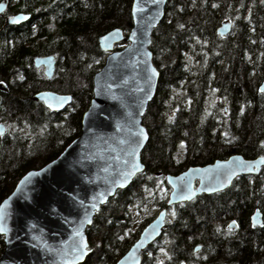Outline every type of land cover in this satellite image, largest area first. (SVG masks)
Returning a JSON list of instances; mask_svg holds the SVG:
<instances>
[{
	"label": "trees",
	"instance_id": "1",
	"mask_svg": "<svg viewBox=\"0 0 264 264\" xmlns=\"http://www.w3.org/2000/svg\"><path fill=\"white\" fill-rule=\"evenodd\" d=\"M132 1L39 0L27 25L0 31V81L7 88L0 89V123L6 124L0 202L25 172L54 159L80 134L106 57L99 38L113 28L130 30ZM224 21L232 27L221 36ZM150 50L159 80L143 117L145 171L96 213L86 231L92 252L82 264H114L125 254L154 217L135 226L132 211L148 203L167 208L169 218L141 264H264V167L221 193L171 207L165 182L168 173L234 153L264 155V0H167ZM46 55L56 58L51 80L33 64ZM41 90L71 94L70 107L50 112L32 99ZM257 209L263 225L253 227ZM231 220L238 230L227 229ZM3 249L0 236V255Z\"/></svg>",
	"mask_w": 264,
	"mask_h": 264
},
{
	"label": "water",
	"instance_id": "2",
	"mask_svg": "<svg viewBox=\"0 0 264 264\" xmlns=\"http://www.w3.org/2000/svg\"><path fill=\"white\" fill-rule=\"evenodd\" d=\"M166 2L153 4L151 0H133L129 32L118 27L99 38L101 50L108 54L102 68L94 75L93 96L82 115L80 134L54 159L25 172L0 202L4 205L0 209V226L5 229L0 232L4 241L0 264H82L92 252L86 231L96 213L118 190L127 188L145 171L141 155L149 135L143 117L159 80L150 46L154 30L165 16ZM0 4L3 5L2 15L7 0ZM134 5L143 11H134ZM28 18L29 15L20 13L6 23L19 25ZM231 27L232 23L225 21L217 32L226 36ZM120 44L124 46L116 49ZM33 64L36 68L43 67L46 78L52 79L54 55L37 56ZM262 87L264 80L259 91ZM1 89L6 90L4 86ZM32 99L52 112H60L71 104L73 97L41 90ZM5 130L6 125L0 123V135ZM133 147L135 152L129 155ZM262 161L264 155L250 159L234 153L205 165L189 166L179 174L168 173L165 181L171 190L167 206L223 191L240 176L258 174L264 166ZM132 164L139 168L124 180L122 173L130 171ZM229 171L235 174L228 176ZM29 173L36 175L29 176ZM187 193L194 195L182 200L181 196ZM166 218L167 209L160 210L115 264H141L143 252L162 235ZM232 222L228 227L237 229V223ZM251 222L254 227L262 225L259 210L253 213ZM77 228L87 245L79 259L72 251L74 243L80 240L74 235ZM199 249L197 246L195 251Z\"/></svg>",
	"mask_w": 264,
	"mask_h": 264
},
{
	"label": "flooded vegetation",
	"instance_id": "3",
	"mask_svg": "<svg viewBox=\"0 0 264 264\" xmlns=\"http://www.w3.org/2000/svg\"><path fill=\"white\" fill-rule=\"evenodd\" d=\"M0 1H2V0H0ZM38 1L39 0H36L35 2L33 0H7L6 8H5L3 14L0 15V31L1 32L2 31H8V32L9 31H16L17 29H19V27L27 25V23L29 22L30 16H31V14H30L31 12L30 11L32 9V6L35 5L37 7L38 6ZM46 4H47V0H42V5H46ZM24 6L26 7V9L22 10V7H24ZM20 13H24L26 15H29V18L26 21H24L21 24H19V25H9V24L6 23L7 19L13 18L14 16H16V15H18ZM0 87H1V84H0ZM248 177H253V176H248ZM221 192H223V191H220V192H217V193H221ZM236 222L238 224L237 227L239 229L240 223L238 221H236ZM250 223L252 225L251 219H250ZM262 225H263V219H262ZM165 228H166V226L163 229V232H162L163 235H164ZM233 229H234V227H233ZM163 235H162V237H163ZM153 251H154V254L157 255L158 249L156 248V250H153ZM195 253H197V252H195ZM156 259H158V258H156ZM158 260H160V259H158Z\"/></svg>",
	"mask_w": 264,
	"mask_h": 264
},
{
	"label": "snow or ice",
	"instance_id": "4",
	"mask_svg": "<svg viewBox=\"0 0 264 264\" xmlns=\"http://www.w3.org/2000/svg\"><path fill=\"white\" fill-rule=\"evenodd\" d=\"M151 2L153 4H156V3L161 2V0H151ZM133 7H134V11H143V8H137L135 5ZM0 11H3V5L2 4H0ZM133 35H135V33ZM102 39H104V38H102ZM152 75H155V72L154 71H152ZM2 83H3V81H0V84H2ZM260 91L261 92H264V87H262L260 89ZM140 136H141V138H143V132H142V130H141ZM134 152H135V148L133 147L132 148V151L130 153H128V154L129 155H132V154H134ZM262 162H264V161H262ZM241 163H243V162H241ZM138 168H139V165L132 164L130 171H126V172L122 173L123 179L124 180H127V178L130 177L131 175H133V172L136 171V170H138ZM234 174L235 173L232 172V171H229L227 173L228 176L234 175ZM28 175L29 176H32V175H36V173H29ZM25 179H27V177ZM221 186H223V185H221ZM208 190L209 191H215V189H208ZM192 195H194V193H187V194L181 196V199L182 200L190 199ZM5 204H7V201H5ZM3 207H4V205H0V209H2ZM92 207L95 208L96 207L95 204H93ZM174 215H175V213H173V216ZM0 219H2V214H0ZM232 223L235 224V221H233ZM4 231H5V229L2 226H0V232H4ZM74 235L77 236V237H80L79 243L78 244H75L74 243L73 248H72V251L76 254V258L79 259L81 257L82 251L87 248V245L84 243L83 238L80 236V232H79V229L78 228L77 229H74ZM161 251H163V250H161ZM158 264H159V262H158Z\"/></svg>",
	"mask_w": 264,
	"mask_h": 264
},
{
	"label": "rangeland",
	"instance_id": "5",
	"mask_svg": "<svg viewBox=\"0 0 264 264\" xmlns=\"http://www.w3.org/2000/svg\"><path fill=\"white\" fill-rule=\"evenodd\" d=\"M128 32V31H127ZM157 209L151 204H146L141 210L134 209L132 215L134 217V225L138 226L140 222L144 221L150 216H156Z\"/></svg>",
	"mask_w": 264,
	"mask_h": 264
}]
</instances>
